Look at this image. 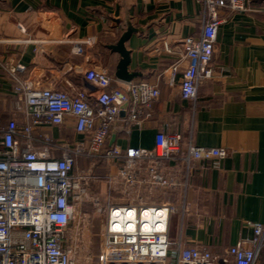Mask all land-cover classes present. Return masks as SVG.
<instances>
[{"label": "built area", "instance_id": "obj_1", "mask_svg": "<svg viewBox=\"0 0 264 264\" xmlns=\"http://www.w3.org/2000/svg\"><path fill=\"white\" fill-rule=\"evenodd\" d=\"M196 1L203 5L200 34L181 38L182 47L165 45L168 52H181L170 66L171 82L181 60H188L180 87L189 100L213 75L221 11L247 10L253 0ZM4 68L13 75L16 99L15 115L6 124L0 120V264H77L73 222L93 181L106 185L104 203L97 197L106 217L98 264H167L170 257V264H264L261 222H248L253 236L224 254L183 247L169 235L171 216L187 211L185 203L169 196L186 193L197 163L205 168L223 160L226 147L197 145L162 128L150 148L109 142L119 122L146 124L147 110L161 93L158 85L143 79L112 85V74L90 67L86 87L63 90L21 79L20 63ZM69 118L81 138H55L49 129ZM83 159L88 165L80 168ZM104 166V174L96 173Z\"/></svg>", "mask_w": 264, "mask_h": 264}, {"label": "crops", "instance_id": "obj_2", "mask_svg": "<svg viewBox=\"0 0 264 264\" xmlns=\"http://www.w3.org/2000/svg\"><path fill=\"white\" fill-rule=\"evenodd\" d=\"M213 75L195 99L182 96L180 77L171 82L170 66L181 52V38L198 36L203 5L196 0H0V118L15 115L13 75L4 64H22L21 79L37 86L75 90L86 87L85 71L105 69L113 75L121 59L112 49L128 25L136 31L126 42L133 81L160 88L143 127L119 122L109 142L150 148L159 129L179 131L194 144L226 147L229 154L192 170L186 193L171 194L187 206L170 219L171 240L215 254L253 236L248 222L264 223V0L247 10L220 14ZM23 27H20V26ZM74 119L51 127L60 140L81 138ZM182 196L183 199H182ZM264 257V252L261 256Z\"/></svg>", "mask_w": 264, "mask_h": 264}, {"label": "rangeland", "instance_id": "obj_3", "mask_svg": "<svg viewBox=\"0 0 264 264\" xmlns=\"http://www.w3.org/2000/svg\"><path fill=\"white\" fill-rule=\"evenodd\" d=\"M87 165L88 160L83 159L78 167L82 168ZM95 171L104 174L107 168L104 166ZM105 190L104 182H90L89 196L78 208L77 219L73 222L76 238L72 242L76 249L77 264H98V254L102 247V234L105 229L106 217L103 212L98 211L97 197H100V204H103ZM170 263L171 257L167 264Z\"/></svg>", "mask_w": 264, "mask_h": 264}, {"label": "water", "instance_id": "obj_4", "mask_svg": "<svg viewBox=\"0 0 264 264\" xmlns=\"http://www.w3.org/2000/svg\"><path fill=\"white\" fill-rule=\"evenodd\" d=\"M134 31H136V29L132 25H128L127 29L121 35L118 42L111 46L112 49L119 52L121 55V59L118 63L115 76L124 82L132 81L133 78L137 75V72H132L129 69V65L131 62V51L126 46L127 40L130 38Z\"/></svg>", "mask_w": 264, "mask_h": 264}, {"label": "trees", "instance_id": "obj_5", "mask_svg": "<svg viewBox=\"0 0 264 264\" xmlns=\"http://www.w3.org/2000/svg\"><path fill=\"white\" fill-rule=\"evenodd\" d=\"M0 120L2 121V119L0 118Z\"/></svg>", "mask_w": 264, "mask_h": 264}]
</instances>
